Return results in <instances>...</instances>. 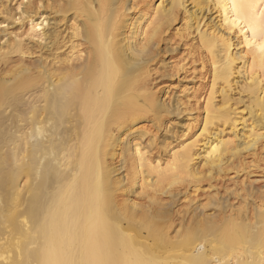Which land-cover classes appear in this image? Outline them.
I'll list each match as a JSON object with an SVG mask.
<instances>
[{
    "label": "bare ground",
    "instance_id": "bare-ground-1",
    "mask_svg": "<svg viewBox=\"0 0 264 264\" xmlns=\"http://www.w3.org/2000/svg\"><path fill=\"white\" fill-rule=\"evenodd\" d=\"M0 264H264V0H0Z\"/></svg>",
    "mask_w": 264,
    "mask_h": 264
},
{
    "label": "rangeland",
    "instance_id": "rangeland-1",
    "mask_svg": "<svg viewBox=\"0 0 264 264\" xmlns=\"http://www.w3.org/2000/svg\"><path fill=\"white\" fill-rule=\"evenodd\" d=\"M164 84H167V85H164ZM173 84H174V86H173ZM176 86H178L177 84H175V83H172V82H170V81H163L162 83H159V85H158V89H157V91H158V96L167 104V103H169V104H171V103H174V101L172 100L173 99V97H172V94H173V96L175 95H178L179 94V92H177V91H179V90H181L180 88H178V87H176ZM174 87V88H173ZM176 87V88H175ZM161 89V90H160ZM175 89V90H174ZM177 89V90H176ZM172 92H175V93H172ZM174 96V97H175ZM172 98V99H171ZM170 100V101H169ZM146 119H143V120H140V121H137L136 122V124L134 125L135 127L134 128H142V129H144L145 128V130H147L148 132H151V134L153 133V135H157L159 132L156 130V128H155V126L153 125V123H151V122H149V121H145ZM176 121H177V126H176V128H179L178 130H181L182 129V125L185 123V121L182 119V116H180L179 117V119H176ZM183 122V123H182ZM163 125V126H162ZM161 126L162 127H164V126H166V125H168V124H165V123H163ZM143 126H144V128H143ZM155 133V134H154ZM201 185L204 187L205 185H206V182L205 181H201ZM197 196H199V195H201L200 194V192L198 193V191H197ZM200 198H202V200L204 201V197L203 196H200L199 197V199ZM201 200V199H200Z\"/></svg>",
    "mask_w": 264,
    "mask_h": 264
}]
</instances>
